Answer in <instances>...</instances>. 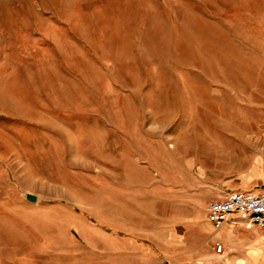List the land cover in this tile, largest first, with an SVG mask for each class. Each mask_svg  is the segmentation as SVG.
Returning a JSON list of instances; mask_svg holds the SVG:
<instances>
[{"label":"rangeland","instance_id":"obj_1","mask_svg":"<svg viewBox=\"0 0 264 264\" xmlns=\"http://www.w3.org/2000/svg\"><path fill=\"white\" fill-rule=\"evenodd\" d=\"M250 119L264 0H0V264H141Z\"/></svg>","mask_w":264,"mask_h":264},{"label":"crops","instance_id":"obj_2","mask_svg":"<svg viewBox=\"0 0 264 264\" xmlns=\"http://www.w3.org/2000/svg\"><path fill=\"white\" fill-rule=\"evenodd\" d=\"M248 124L249 132L236 140L240 168L232 181L219 185L231 192L264 193V119H250ZM210 197L197 192L193 195L196 205L187 216L160 225L152 235L123 238L135 244L141 264H264V227L240 213L216 227L208 218ZM217 243L222 244L221 252Z\"/></svg>","mask_w":264,"mask_h":264},{"label":"built area","instance_id":"obj_3","mask_svg":"<svg viewBox=\"0 0 264 264\" xmlns=\"http://www.w3.org/2000/svg\"><path fill=\"white\" fill-rule=\"evenodd\" d=\"M208 218L216 227H220L234 213L248 218L250 223L264 227V193L230 192L223 199L211 201L207 206ZM217 251L222 244L217 243Z\"/></svg>","mask_w":264,"mask_h":264},{"label":"water","instance_id":"obj_4","mask_svg":"<svg viewBox=\"0 0 264 264\" xmlns=\"http://www.w3.org/2000/svg\"><path fill=\"white\" fill-rule=\"evenodd\" d=\"M26 198L29 200V201H32V202H35L37 200V196L35 194H32V193H27L26 194Z\"/></svg>","mask_w":264,"mask_h":264}]
</instances>
